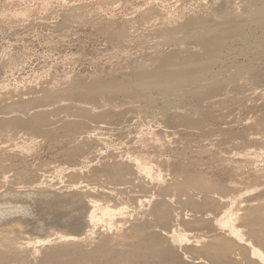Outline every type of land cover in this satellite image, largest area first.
<instances>
[{
    "label": "rangeland",
    "instance_id": "1",
    "mask_svg": "<svg viewBox=\"0 0 264 264\" xmlns=\"http://www.w3.org/2000/svg\"><path fill=\"white\" fill-rule=\"evenodd\" d=\"M258 8L264 12V0H0V233L17 224L20 233L7 236L29 249L9 246L0 234V263L45 264L52 249L73 258V245L58 236L74 233L84 252L105 240L111 248L107 257L70 264H258L246 242L218 261L193 251L197 235L204 236L198 248L227 233L212 221L228 201L264 202V19H252ZM224 17L244 24L202 76L172 91L131 83L165 59L204 56L202 22ZM109 83L124 85L92 91ZM212 84L221 89L209 93ZM34 113L43 124H33ZM135 158L160 178L139 172ZM199 178L216 191L170 190ZM93 200L119 208L113 226L84 225ZM173 228L189 232V241L171 245ZM120 248L131 261L119 262Z\"/></svg>",
    "mask_w": 264,
    "mask_h": 264
},
{
    "label": "bare ground",
    "instance_id": "2",
    "mask_svg": "<svg viewBox=\"0 0 264 264\" xmlns=\"http://www.w3.org/2000/svg\"><path fill=\"white\" fill-rule=\"evenodd\" d=\"M243 1V0H242ZM264 12L261 8L256 9L253 14H252V19L254 20V22L257 23H261L264 19ZM210 20V19H209ZM244 24V21L239 19V20H234L231 21L229 18L224 17L222 20H217V21H208V20H204L200 26V32L198 33V42H199V46L203 49V51L205 52L204 56H200L196 53H192V52H188L186 57L184 59H181L180 61L177 59H165L163 60L157 67L154 68L153 71L145 74V75H140L139 77L133 79V81H131V83L133 85H142V84H147L149 86H154V87H161L163 88L165 91H172L173 89H176L177 87H179L180 85H182L184 82L193 79L194 77H200L202 76L205 71H207L212 64L214 63L215 59H216V52L217 50L220 48V46L222 45V43L224 42V40L229 37L231 34H233L235 31H237L238 29L242 28ZM124 85V83H119V84H113V83H109V84H104V85H100L96 88H94V90L92 91H96V92H100L102 90H120V87H122ZM191 87V86H190ZM221 89V86L219 84H212L209 86L208 90L209 93H214V92H218ZM256 91V90H254ZM74 92V91H73ZM81 92V93H80ZM77 93L79 94V96H83V92L82 91H77ZM242 93V92H241ZM247 94V93H246ZM254 95V94H253ZM215 97V96H214ZM243 99V98H242ZM111 109V108H110ZM106 110V108L104 109ZM33 118V124L34 125H41L44 123L45 121V117H43L42 114L39 113H34L32 115ZM134 164H136V168L138 169L139 172L143 173V174H147L150 175L152 177L155 178H160V174L156 173L154 171V166L141 158H135V162ZM146 176V175H145ZM149 177V176H148ZM74 186V185H73ZM186 188H194V189H200V190H205L206 192H214L216 191L217 187L212 184V182L209 179H205V178H199L197 179V181H195V183H193L192 185L189 184H179L176 186H173L172 189L170 190H180L183 191ZM72 189V188H71ZM190 195V194H189ZM225 199V197H224ZM207 200H213L212 199H207ZM235 200V199H233ZM143 201V200H142ZM246 203L243 206H238V204H235V201L232 202L231 204H224V210L222 212H224V214L218 218H214V220L212 221V225L220 227L222 229H224L225 232H227L226 234L223 233V236H221L220 238H214V241L212 239V241H208L209 243H204L206 242L205 240L202 241L203 244H201V246H199L197 248V243H201V238L199 239V236L197 234H199V232L196 234V241L197 243L194 245L196 247H193V251L199 250L204 252L207 255H214V259L216 261H218L217 259H220L219 257L222 256H231L230 254L233 252V249L236 248V246H239L242 242H246V250H248L249 254L256 257L258 260V264H264V249L263 246L264 245V231H263V227H264V202H253V199L250 197L248 199L244 200ZM263 201V200H262ZM211 202V201H210ZM231 202V201H230ZM207 203H209V201H207ZM213 203V202H212ZM234 203V204H233ZM237 203V202H236ZM241 205V204H240ZM122 207H120L121 209ZM119 210V208H116ZM115 207H111L109 206L107 203H99V201L97 202L96 200H93L92 203H88V209L86 211V214L84 215V225L85 226H94L95 224H97V222H104L105 226L107 225L108 228H110L111 226H113V224H115V214L116 210ZM125 208L123 207V210ZM161 210V209H160ZM120 211V210H119ZM118 211V212H119ZM123 213V212H121ZM118 213V214H121ZM116 218V217H115ZM81 219V218H80ZM248 224H251V226H256L254 224H257L258 226L263 225L262 229L261 227H257V228H253L251 227V229H249V226L247 227L248 232L245 230L246 229H242V227H244L245 225L247 226ZM260 224V225H259ZM262 224V225H261ZM120 225V224H119ZM211 225V223H210ZM121 226V225H120ZM123 226V225H122ZM211 227V226H210ZM213 227V228H214ZM87 228V227H86ZM120 228V227H119ZM177 228V227H176ZM121 229V228H120ZM174 229V228H173ZM20 227L17 226V224H12L11 228H6L3 229L2 232L0 233L3 236V239L6 240V242L8 241V245L14 244L16 245L19 249L20 247L23 249V252L29 250L28 249V244H25L24 242H19L17 239H13V238H9L7 234L9 232H14L17 231L19 232ZM89 230V229H87ZM91 230V229H90ZM89 230V231H90ZM108 230V229H107ZM143 230V229H142ZM148 230V229H147ZM177 229H174V231L176 232ZM183 230V229H181ZM92 231V230H91ZM145 231V230H144ZM162 231V230H161ZM165 231V230H164ZM167 231V230H166ZM173 231V230H171ZM201 231V230H200ZM223 231V230H221ZM120 232V231H118ZM135 232L137 234H139L141 232L140 228H135ZM174 232V233H175ZM182 232V231H180ZM171 233L170 235H168V237L170 236V240L171 241V245H175V243L179 244L178 246H181L180 244H182L184 242L185 239L188 240L187 234H184V232H187L184 230L183 233ZM211 232V231H210ZM20 233V232H19ZM93 234V231L91 232ZM116 233V232H115ZM134 232H132L133 234ZM142 233V232H141ZM201 233V232H200ZM90 234V232L88 233ZM147 234V233H146ZM161 234V233H159ZM174 234V235H172ZM248 236H247V235ZM83 235V234H81ZM107 235V234H106ZM109 235V234H108ZM114 235V234H113ZM116 235V234H115ZM145 235V233H144ZM162 235V234H161ZM165 235V234H164ZM194 235V234H193ZM205 235V234H203ZM222 235V234H221ZM80 236V235H79ZM119 236V235H118ZM189 238H190V233H189ZM216 236V235H215ZM218 236V235H217ZM245 236L247 238H245ZM251 236V238L253 237L254 240L253 241L251 238H249ZM12 237V236H11ZM112 237V235H111ZM111 237L110 240H111ZM115 237V236H114ZM145 237V236H144ZM167 237V236H166ZM209 237V236H208ZM212 237V236H211ZM214 237V235H213ZM45 238V237H44ZM48 237H46L47 239ZM107 238V237H106ZM118 238V237H116ZM115 238V239H116ZM122 238V237H120ZM119 238V239H120ZM44 239V241L46 240ZM58 239L64 242H70L73 245V250L74 253L76 254L75 257L70 258V259H63L64 255L63 253H58L59 251L57 250H53L46 252L43 256V260L42 261H46V262H51L49 260L52 259V261L55 259L58 260L60 263L63 260L64 263L63 264H70V263H74V262H78L80 258H87V259H92L93 256H99L97 254H100L101 256H105L107 254V251L109 248H111L109 241L105 240V243H103L102 245H100L98 248H93L92 251H87L84 252L82 251L80 248L76 247V245H78L80 238L78 237V235H75L74 233H66V234H61L58 236ZM114 239V238H113ZM152 242H150V240ZM149 242L151 243L152 247V253L153 251L158 253V250H161V248H159V245L152 240L151 237H149ZM206 239V238H205ZM219 239V240H218ZM1 240V239H0ZM101 240V239H100ZM109 240V239H108ZM147 240V239H146ZM183 240V242H181ZM203 240V239H202ZM38 241V240H37ZM40 241V240H39ZM43 241V240H42ZM43 241V243H44ZM48 241V240H47ZM46 241V242H47ZM101 241H104L101 240ZM163 241V240H162ZM161 241V242H162ZM165 241V240H164ZM189 241V240H188ZM187 241V242H188ZM45 242V243H46ZM115 244V241H113ZM181 242V243H180ZM38 242H36L35 244H37ZM112 243V242H111ZM119 243V242H118ZM155 243V244H154ZM198 243V244H199ZM6 244V243H5ZM11 244L9 246H11ZM143 244V243H142ZM164 244V242H163ZM167 244V242H166ZM41 245V244H40ZM44 245V244H43ZM170 245V246H171ZM244 245V243H243ZM7 246V245H6ZM34 246V245H33ZM115 246V245H114ZM149 246V245H148ZM176 246V245H175ZM183 246V245H182ZM3 247V246H2ZM2 247L0 248V250L2 249ZM12 247V246H11ZM107 247V248H106ZM113 247V245H112ZM201 247V248H200ZM7 248V247H6ZM16 248V247H15ZM137 248V247H136ZM139 248V247H138ZM189 248V247H187ZM192 248V247H191ZM243 248V250L245 249L244 246L241 247ZM240 248V249H241ZM11 249V248H10ZM21 249V251H22ZM60 248H58L59 250ZM79 249L81 251H79ZM123 248H120L119 250H121V255L123 254V256H121L122 258H120L119 256V262L124 261L125 263L128 261H131V259L129 260V258H125V253L129 252L128 248L127 250L124 248V250H122ZM168 249V248H167ZM172 249V247H171ZM175 249V248H174ZM5 250V249H3ZM8 250V249H7ZM138 250V249H137ZM149 250V249H148ZM164 250V249H163ZM10 251V250H8ZM123 251V252H122ZM151 251V250H150ZM169 251V250H168ZM2 251H0L1 253ZM131 252V251H130ZM155 252V253H156ZM165 252V251H164ZM162 252V253H164ZM182 252V251H181ZM184 252V251H183ZM192 252V251H191ZM201 252V253H202ZM241 252H244L241 250ZM3 253V252H2ZM9 253V252H8ZM161 251L158 253L160 254ZM173 253V252H172ZM189 253V252H187ZM194 253V252H193ZM198 253V252H197ZM203 253V256H204ZM5 254H7L5 252ZM72 254V255H73ZM103 254V255H102ZM130 254V253H129ZM140 254V252H139ZM142 254V253H141ZM144 254V253H143ZM157 254V255H158ZM166 254V253H165ZM240 254V253H239ZM3 255V254H2ZM108 255V254H107ZM185 254H183L184 256ZM198 255V254H197ZM248 255V254H247ZM6 256V255H5ZM10 256V255H9ZM141 256V255H140ZM155 256V255H154ZM200 256V254H199ZM225 256L223 258H225ZM234 256V255H233ZM232 256V257H233ZM239 256V255H238ZM251 256V257H252ZM7 257V256H6ZM12 257V255H11ZM107 257V256H105ZM144 257V256H143ZM174 257V256H173ZM193 257V256H192ZM237 257V256H236ZM235 257V258H236ZM248 257V256H247ZM250 257V256H249ZM250 257V258H251ZM252 257V258H254ZM17 258V256H16ZM54 258V259H53ZM145 258V257H144ZM171 258V257H170ZM189 258V257H188ZM200 258V257H199ZM234 258V257H233ZM233 258L231 260H233ZM1 259V258H0ZM8 259V258H7ZM6 259V260H7ZM19 259V258H17ZM169 259V258H167ZM177 259V258H176ZM183 259V258H182ZM237 259V258H236ZM235 259V260H236ZM244 259V258H243ZM4 260V261H6ZM11 260V258H10ZM136 260V259H135ZM181 260V259H180ZM204 260V259H203ZM201 260V261H203ZM245 260V259H244ZM251 260V259H250ZM2 260H0L1 262ZM44 261V262H45ZM62 261V262H63ZM169 261V260H168ZM171 261V259H170ZM214 261V260H213ZM239 261V260H237ZM43 262V263H44ZM45 262V264H46ZM123 262V263H124ZM133 262V261H132ZM173 262V261H172ZM175 262V261H174ZM173 262V263H174ZM184 262V261H183ZM187 262V261H186ZM189 262V261H188ZM194 262V261H193ZM192 262V263H193ZM199 262V261H198ZM204 262V261H203ZM256 262V260L254 261V263ZM3 263V262H2ZM165 263V261H164ZM169 263V262H168ZM1 264V263H0ZM171 264V263H170ZM180 264V263H179ZM185 264V263H184ZM189 264V263H188ZM232 264V263H231ZM238 264V263H236ZM256 264V263H255Z\"/></svg>",
    "mask_w": 264,
    "mask_h": 264
}]
</instances>
